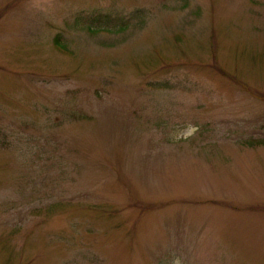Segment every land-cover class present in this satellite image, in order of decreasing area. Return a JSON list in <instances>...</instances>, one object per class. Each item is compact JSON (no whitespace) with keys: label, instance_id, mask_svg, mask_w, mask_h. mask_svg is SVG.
Masks as SVG:
<instances>
[{"label":"rangeland","instance_id":"1","mask_svg":"<svg viewBox=\"0 0 264 264\" xmlns=\"http://www.w3.org/2000/svg\"><path fill=\"white\" fill-rule=\"evenodd\" d=\"M0 264H264V0H0Z\"/></svg>","mask_w":264,"mask_h":264},{"label":"trees","instance_id":"2","mask_svg":"<svg viewBox=\"0 0 264 264\" xmlns=\"http://www.w3.org/2000/svg\"><path fill=\"white\" fill-rule=\"evenodd\" d=\"M55 43H56V45L59 44V42L57 41V39L55 40ZM58 48H59V47H58ZM59 49L64 51L63 48H59Z\"/></svg>","mask_w":264,"mask_h":264}]
</instances>
